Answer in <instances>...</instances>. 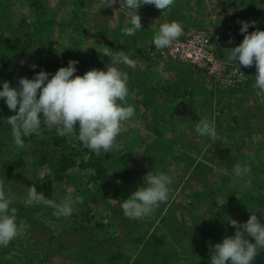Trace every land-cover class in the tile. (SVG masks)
<instances>
[{"label":"rangeland","instance_id":"1","mask_svg":"<svg viewBox=\"0 0 264 264\" xmlns=\"http://www.w3.org/2000/svg\"><path fill=\"white\" fill-rule=\"evenodd\" d=\"M29 2L8 0V4L25 9L23 15L9 16L6 26L12 29L10 37L17 35L19 28L23 31L22 27H33L36 16L29 10ZM77 2L45 0L47 16L57 24L48 29L46 39L36 40L29 54L10 58L2 66L4 77L17 68L23 73L27 71L23 76H19L21 72L15 76L18 85L22 77L33 78L41 70L52 73L67 66L70 60L78 61L77 69L84 67L85 72L106 70L111 58L101 52L115 43L110 41L115 37L110 36L114 27L125 37L126 9L120 10V0L112 6L110 0H85L82 7ZM138 12L144 24L137 32L143 30L150 39L144 47L137 45L136 58V50L123 51L137 61L135 69L119 66L128 72L129 82L139 80L155 88L161 100L157 118L145 114V109L143 114L139 105L144 93L130 86L128 102L134 106L135 115L122 125L117 138L119 148L109 153L87 148V163L93 161L94 165L100 161L111 165L112 184L102 185L104 210L101 203L94 204L86 215L80 204H75L76 218L73 214L57 218L53 208L28 202L27 192L32 186L56 202L68 195L88 196L83 185L92 170L85 174L74 171L76 181L60 185L49 166L41 163L35 144L29 141L24 149H18L7 120L0 121V171L5 162H20L9 176L0 178V184L12 204H22L39 224L35 227L25 218L17 219L18 234L7 247L0 248V264H86L83 255L78 259V252L84 254L82 248L92 246L86 235L93 234L110 240L106 248L128 259L127 264H207L215 244L235 234L232 220L237 225L247 221L243 216L246 209L240 208L244 193L253 190L264 195L263 165L258 169L249 167L251 171L244 178L232 174L235 164H246V152H256L264 159V97L257 96L253 88L255 65L242 66L241 86L224 88L207 82L192 64L149 57L152 37L159 25L178 21L183 33L198 30L210 34L216 56L225 59L228 49L238 46L244 38L239 21H256L249 32L264 30V26L257 25L264 21V0H174L164 11L145 4ZM101 31L108 35L106 43L99 36ZM98 43L104 44L97 46ZM205 117L214 122L219 139L211 140L195 132L196 123ZM66 138L69 145L79 148L77 139ZM166 146L178 151L177 156H170ZM233 146L242 149L235 151ZM150 171L173 177L169 199L163 207L158 206L160 214L154 211L145 218L127 222L120 207L122 200L144 186V177ZM88 188L96 191L98 187L89 183ZM131 233L146 238L136 244ZM151 235L157 240L145 245ZM108 258L112 260V255Z\"/></svg>","mask_w":264,"mask_h":264},{"label":"clouds","instance_id":"2","mask_svg":"<svg viewBox=\"0 0 264 264\" xmlns=\"http://www.w3.org/2000/svg\"><path fill=\"white\" fill-rule=\"evenodd\" d=\"M117 0H110L111 6ZM174 0H123L120 10H125L126 35H134L142 29L139 8L145 4L166 10ZM239 31L244 35L242 42L228 49L222 63L240 66L255 65L253 88L256 95L264 97V30L257 28L249 32L256 21H239ZM183 33L178 21L159 25L152 43L156 49H167ZM99 51V50H98ZM101 52V51H100ZM111 58V63L103 69H91L83 75L77 72L78 61L70 60L68 65L60 67L54 74L41 70L33 78L22 77L13 87L10 81H3L0 86V101L6 103L14 114L8 116L7 124L11 128L12 141L18 149L26 147L25 138L39 136L42 126L55 129L59 136H71L89 150L100 153L115 151L119 148L117 138L124 122L135 115V108L128 102L130 95L129 74L119 65L135 69L137 61L125 52L114 53L105 47L101 52ZM37 65H32L35 69ZM51 77V78H50ZM78 124V128H77ZM195 132L211 140L219 139L213 121L207 117L195 125ZM247 164L237 163L232 169L236 178H244L250 173ZM173 177L165 172H148L144 177L143 187H138L120 205L124 216L130 219H142L169 199ZM27 199L30 203L43 204L54 209V215L70 217L75 204H82V196H66L60 202L48 199L35 186L29 187ZM17 209L5 194L0 184V248L7 247L18 234ZM233 236L225 237L222 243L214 246L210 264H253L259 250L264 249V220L256 212L247 222L237 225Z\"/></svg>","mask_w":264,"mask_h":264},{"label":"trees","instance_id":"3","mask_svg":"<svg viewBox=\"0 0 264 264\" xmlns=\"http://www.w3.org/2000/svg\"><path fill=\"white\" fill-rule=\"evenodd\" d=\"M84 1L85 0H78L77 3L82 7ZM28 5L29 10L32 11V15L36 16L34 25L31 28L22 27L23 31L19 28V33H17V35L12 38L10 37L11 34L9 33L12 29L7 28L6 26L8 25L7 23L9 21V16L11 14L23 15V11H25V9H20L19 7H17L18 5L15 4H8V0H0V86H2L3 81H10L13 87L17 86V78L15 76L20 72L21 73L19 76H23L27 73V71L23 73V70H21V68H17L16 72L12 70L11 72H8V74L4 77L2 66L6 62H9L10 58L15 57L16 55L22 58L29 54L36 40L39 37H43L44 39H46L48 36V29L57 24L53 17L48 18L45 0H30ZM76 21L77 23H79L78 20ZM257 25L264 26V21L260 22ZM54 72H52V74H54ZM84 73L85 71L83 67L81 70L77 69V72L74 75H83ZM29 77L32 78V75H30ZM130 86H134L135 90H139L144 93L139 107H141V110L145 109V114L147 113L148 115L155 118L158 114L157 107L160 103L161 95L158 96L156 92L157 90L155 88H149L144 82L139 80L128 83L129 91L131 89ZM12 114L14 113L8 109L6 103H4V101H0V121L7 120L8 116ZM29 141L35 144L36 152L42 160L41 163L47 164L49 166L53 178L58 180L60 185L68 186L73 184L76 181L73 176L74 171H79L80 173L83 172V174H85L86 171H89V169H91L92 173H86L88 176V182H86V184L83 183V187L89 195H83L84 197L82 196L83 198H85V201L83 199L84 202L80 204V206L83 208L84 212L87 215L91 211L94 204H102L104 200L102 185L109 186L112 184V178L109 173V168H111V165L104 164V162L101 163L100 161H96L94 165L92 164L93 161L87 163L85 159L87 148H85L82 143H80L79 148L69 145L66 136L57 135L55 129L49 130L42 126V131L39 136L31 135L25 138V143ZM166 149L170 156H177L178 151H175L171 146H166ZM241 149L242 146L239 148L234 147L235 151H240ZM246 153V164L249 167L258 169L261 165L264 166V159H261L256 152ZM186 156L187 155H185L184 157ZM239 158H241L242 160V156H240ZM19 163L20 162H5L2 170L0 171V178L9 176L13 169L19 167ZM79 180L82 182V178H80ZM89 183H94L98 187L97 190H90L88 188ZM230 198L231 201L234 202L235 198ZM12 206L17 209V219L25 218L31 224H34L35 227L39 225H37V223L33 221V217L32 215H30L29 210L22 204H12ZM163 206L164 204L161 203L160 207ZM104 207L105 204H102L101 208H103V210ZM242 207L246 209L243 213V216L244 218H246V220L250 218L252 212H256L258 218L264 220V195L260 192H254L253 190H250L247 193H244L240 208L242 209ZM154 211L157 214H160L161 209L157 207ZM73 217L76 218L75 214H73ZM126 221L135 222L127 217ZM89 236L90 235H86V239H90L89 241L92 242V246H87L86 248L84 247L86 251H84V249L82 248L84 254L78 252V259H80L81 255H83V259L88 261L86 264H104L105 261L109 263L112 262V264L114 261L119 262L117 264H127L128 259L122 257L121 254H114L112 251L106 248V245H109L110 240L107 241V239L97 237L94 234L90 237ZM132 236L134 237L133 240L136 244H140L146 238L144 235L135 236V234H133ZM154 240L156 241L157 238L154 237V235H151L145 242V245H150L154 242ZM110 254L112 255V260L108 258ZM133 264H137V262ZM253 264H264V249L259 250V253L253 261Z\"/></svg>","mask_w":264,"mask_h":264},{"label":"built area","instance_id":"4","mask_svg":"<svg viewBox=\"0 0 264 264\" xmlns=\"http://www.w3.org/2000/svg\"><path fill=\"white\" fill-rule=\"evenodd\" d=\"M149 57L192 64L207 82L224 88H238L244 83L243 67L239 70L232 64L222 63L225 59L216 56L212 37L206 32L187 30L167 49L153 46Z\"/></svg>","mask_w":264,"mask_h":264},{"label":"crops","instance_id":"5","mask_svg":"<svg viewBox=\"0 0 264 264\" xmlns=\"http://www.w3.org/2000/svg\"><path fill=\"white\" fill-rule=\"evenodd\" d=\"M146 14V11L145 12H142L141 15H145ZM155 18V17H154ZM145 19V17L143 18ZM141 22H143V20H141ZM144 24V23H142ZM115 31H113L110 36L113 37L115 35V37L113 38H110V41H115L114 44H109V48H111V51L115 52V51H124V50H136V53H135V58H136V55L138 54V51H139V47H137V45H139L140 47H144L147 43V41H149L150 39V36H146L144 35L145 32H143V30L141 32H136L134 35H126L123 31V33L125 34V37H122L121 33L119 31L121 30H118L117 27H114ZM104 32V31H103ZM99 34V33H98ZM101 38L104 37L105 39V36H108V35H105L104 33L102 34V31L100 33ZM99 38V39H101ZM109 41V39H108ZM117 41V42H116ZM107 42V39L104 40V43ZM104 43H98L97 46H102V44ZM154 45L152 44L151 47H153ZM141 60V59H140ZM142 99V98H141Z\"/></svg>","mask_w":264,"mask_h":264}]
</instances>
